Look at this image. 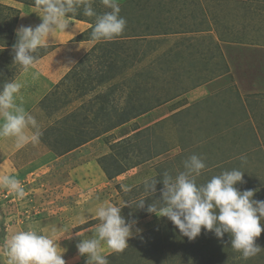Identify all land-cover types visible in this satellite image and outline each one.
I'll return each mask as SVG.
<instances>
[{
  "label": "rangeland",
  "instance_id": "374dc122",
  "mask_svg": "<svg viewBox=\"0 0 264 264\" xmlns=\"http://www.w3.org/2000/svg\"><path fill=\"white\" fill-rule=\"evenodd\" d=\"M15 1L34 6V0ZM90 2L98 14L108 11L99 0ZM131 2L120 5L127 21L123 33L94 41L67 78L37 99L45 110L39 119L31 113L45 145L39 147L52 157L33 163L24 156L31 142L17 147L14 138L0 137V178L15 176L26 193L21 200L0 187V262L7 264L5 241L31 227L59 243L66 264H85L77 244L93 237L100 224L97 207L112 203L136 223L123 252L102 244L109 264H264V250L245 260L231 248L228 233L223 239L207 230L195 240L184 237L166 217L147 212L161 199L162 182L147 198L143 191L146 180L183 171L185 159L196 154L206 164L198 183L239 169L245 173L237 187L264 201V83L234 79L240 68L232 71L225 61L226 55L237 58L233 47L264 43V0ZM21 15L18 6L0 5V90L23 70L10 48ZM69 17L95 19L84 16L82 7ZM48 49H38L36 61ZM42 71L32 67L27 74ZM34 84L23 86V100ZM240 89L261 95L242 96ZM72 150L66 161H93L105 185L97 178L91 185L73 182L70 163L57 159ZM142 198L145 207L139 209ZM256 243L264 248V232Z\"/></svg>",
  "mask_w": 264,
  "mask_h": 264
},
{
  "label": "clouds",
  "instance_id": "9594fccd",
  "mask_svg": "<svg viewBox=\"0 0 264 264\" xmlns=\"http://www.w3.org/2000/svg\"><path fill=\"white\" fill-rule=\"evenodd\" d=\"M100 2L108 9L102 14L94 10L90 0H34L42 22L35 27L21 25L16 30L14 64L20 65L25 72L34 67L38 49L45 47L58 31L65 32L70 22L69 14H76L81 7L84 16L95 18L91 40L111 41L121 35L127 21L120 15L119 3L117 0ZM22 87L13 79L4 82L0 90V137L14 138L17 147L38 143L41 135L38 121L23 106ZM18 98L20 103H17ZM29 129L34 130L31 135ZM240 159L246 162V157ZM205 168L203 158L193 154L183 162V171L175 175L165 172L160 178L146 180L143 185L146 198L156 193L158 183L163 184L161 199L148 205L147 212L166 217L189 240H195L202 230L213 232L219 239L228 233L232 237L231 248L243 259L257 256L264 250L256 243V238L264 232V201L254 199L253 190L241 191L237 187L244 182L245 172L239 169L223 171L205 183H198ZM0 187L14 193L17 199L25 197V189L15 176L0 178ZM146 198L137 201V208L145 207ZM96 216L100 224L92 238L83 237L77 244L78 253L86 257L85 264H109L102 244L113 252H123L129 246L128 239L133 235L136 222L126 221L122 208L112 204L99 207ZM60 249L51 235L31 227L16 232L5 241L7 264H66Z\"/></svg>",
  "mask_w": 264,
  "mask_h": 264
},
{
  "label": "crops",
  "instance_id": "0c3cea01",
  "mask_svg": "<svg viewBox=\"0 0 264 264\" xmlns=\"http://www.w3.org/2000/svg\"><path fill=\"white\" fill-rule=\"evenodd\" d=\"M100 1V0H99ZM132 0H117L119 5L124 6H132L134 5V2H131ZM98 4H102L101 2H98ZM0 5H4L7 7H13L18 8L22 10L21 18L19 19L18 24L15 27L13 38H12V45L10 48H13V46L17 42V35L16 30L21 26H32L35 27L39 25L42 22L41 17L36 13L37 9L36 7L31 6H23L20 2H17L15 0H0ZM70 22L68 28L65 30V32H57L54 37L49 38V43H46V46L43 48H49L48 52L40 57L38 61H36L34 65V69L37 67L41 68L43 71L40 75L32 76L28 75L25 71H20V77L17 76L14 80L16 82L21 83L23 86H31L30 84L35 83L29 92V95L24 98L23 100V106L25 109L31 114L32 112L36 115L40 116L37 118L39 119L41 115H44V107L40 106L39 109V102L37 101L38 98L41 97V94L46 92L47 89H50L54 85H58V83L61 80H65L67 76L85 59V57L92 52L94 49L96 43L93 40L87 39L91 35V30L94 26L92 22L76 19L73 17H69ZM249 43H245V45H239V48H234V56L237 58H234V61L229 60V58L226 55L227 60L225 59L227 65L231 66V70L234 71V67L238 65L240 68V74L241 76L235 77L234 79H245L248 81L252 79L251 83H264V43L261 45H247ZM13 50V49H12ZM41 64V66H39ZM236 68V67H235ZM32 69V68H31ZM44 72V73H43ZM232 73V72H231ZM47 75V76H46ZM254 76L257 77L254 79ZM19 77V78H18ZM172 79V80H171ZM167 79V81L174 82L176 81L175 78ZM35 80V82H31ZM253 80H258L259 82H255ZM243 81V80H242ZM30 82V83H29ZM24 89L22 87L21 89V95H23ZM240 93L242 96L246 95H261L259 92H251L243 91L240 89ZM257 93V94H256ZM18 103V102H17ZM36 119V120H37ZM0 122H2V117H0ZM44 125V124H43ZM49 129V128H48ZM33 130V129H32ZM30 131V129H29ZM28 131V132H29ZM41 145L44 143V141H40ZM38 145V146H37ZM44 145V144H43ZM45 146V145H44ZM83 147V145L81 146ZM80 147V148H81ZM83 149V148H81ZM80 149V150H81ZM75 150L70 151L69 153L60 155L57 157V159L63 160L65 163L69 164L70 166V175L69 177L73 180L75 183L76 181L81 182L82 184H95L99 183L101 180L103 182L99 183V185H105L103 176L101 175L100 178L97 176L98 174V168L94 166V162L88 161V159L80 160L78 159L76 161L75 158L71 162H67L66 158L73 154ZM76 152V151H75ZM50 158L52 157V153L48 150H44L43 147H39V143L31 144V147L27 150V154H24V156L27 158V160L31 159L33 163H35L37 160L44 161L46 155H50ZM74 155V154H73ZM48 158V159H50ZM47 160V159H45ZM76 161V162H75ZM77 163V165H76ZM91 164H93L91 166ZM92 168H91V167ZM96 169V171H95ZM96 174L93 176L92 174ZM93 178V179H92ZM101 179V180H96ZM92 179V180H91ZM108 204V203H106ZM112 204V203H110ZM113 205V204H112ZM101 207L100 205L97 207Z\"/></svg>",
  "mask_w": 264,
  "mask_h": 264
},
{
  "label": "trees",
  "instance_id": "16d2710c",
  "mask_svg": "<svg viewBox=\"0 0 264 264\" xmlns=\"http://www.w3.org/2000/svg\"><path fill=\"white\" fill-rule=\"evenodd\" d=\"M102 159H104V158H101V160H100V162H101V165H104V160H102ZM103 163V164H102ZM102 168L104 169V167L102 166ZM105 170V169H104Z\"/></svg>",
  "mask_w": 264,
  "mask_h": 264
}]
</instances>
